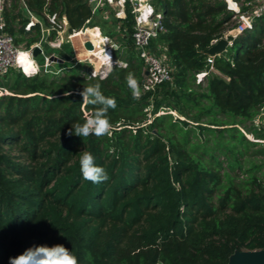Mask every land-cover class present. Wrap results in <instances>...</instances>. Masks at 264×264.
<instances>
[{"label": "trees", "instance_id": "trees-1", "mask_svg": "<svg viewBox=\"0 0 264 264\" xmlns=\"http://www.w3.org/2000/svg\"><path fill=\"white\" fill-rule=\"evenodd\" d=\"M152 4L165 12L167 28L152 45L163 40L173 69V80L154 91L142 92L144 62L130 9L127 37L114 51L127 66L115 65L105 79L85 78L83 64L58 76L12 69L0 77V264L34 245L62 244L80 264H229L236 251L264 249V144L248 137L264 141V123L255 124L264 121V16L210 70L205 50L234 25L226 3ZM9 5L7 31L26 48L43 34L40 23L26 29L25 14L45 27L49 16L65 17L70 34L95 16L86 0ZM56 36L52 31L50 39ZM130 72L138 99L126 82ZM96 83L117 103L108 113L112 134L68 136L84 112L100 107L83 105L78 94ZM84 151L107 181L83 179Z\"/></svg>", "mask_w": 264, "mask_h": 264}, {"label": "built area", "instance_id": "built-area-1", "mask_svg": "<svg viewBox=\"0 0 264 264\" xmlns=\"http://www.w3.org/2000/svg\"><path fill=\"white\" fill-rule=\"evenodd\" d=\"M9 1L10 0H0V77L7 75L12 69L20 70L28 77H33L41 73L58 76L66 69L72 68L77 64H83V74H86L88 78L99 77L105 79L115 65L122 67L127 66V63L114 58V51L120 48L119 44L113 41L110 36L103 34L99 28H85L65 38L63 33L66 29L67 19L65 17L59 18L57 14L49 16V27L43 26L38 18L30 14L31 20L26 26V29L30 30L34 24L40 23L43 34L42 39L27 49L19 46L15 41V37L7 31L5 10ZM86 1L92 7L94 15H97L106 6H109V8L113 10L116 18L125 17L128 6L131 7L134 15V46L139 57L144 62V71L146 70L148 72V74L145 75L142 92L154 91L162 84L173 80V70L171 66L162 58H159L152 48L153 40H156L160 35L167 32L165 12L163 10H156L152 4V0ZM223 1L226 3L227 9L233 15L232 22L234 25L224 36L231 46L233 44V39L243 36L247 32L255 29L257 20L264 16V0ZM52 31L57 32V36L54 39H50ZM95 31H99L103 35L102 42L97 47L95 46L93 37ZM84 35H88V38L83 41V47L86 50L85 56H79L77 60H74L72 63L70 61L71 64L54 68L53 65L55 61H52V58L58 56L54 53H47L45 49L46 46H50L52 49H60L65 41L73 37ZM88 41L93 45L92 50H88L85 47ZM215 43L216 42L213 44ZM113 45L117 46L116 49L112 48ZM35 48L41 49L40 55L44 57L45 61L43 66L37 62V57L33 55ZM25 53L28 54L27 59L26 61H22L20 56ZM107 54L110 55L112 59L111 62L105 58ZM214 58L215 57L210 56L208 58V62L211 65L210 70H214ZM33 61L35 63H33ZM207 75L208 71L198 74V83L202 82ZM163 113L164 112H161L160 114ZM173 114L175 113L173 112ZM262 123H264V121L261 119L255 121L258 128L261 127ZM248 137L253 141L264 143V141L255 140L253 135H248Z\"/></svg>", "mask_w": 264, "mask_h": 264}, {"label": "clouds", "instance_id": "clouds-1", "mask_svg": "<svg viewBox=\"0 0 264 264\" xmlns=\"http://www.w3.org/2000/svg\"><path fill=\"white\" fill-rule=\"evenodd\" d=\"M116 47V45L112 46L113 49H116ZM27 56L28 54L25 53L20 56V59L26 61ZM105 58L110 62L112 61L108 54ZM33 63L35 62L33 61ZM82 75H84L85 78L88 77L86 74L82 73ZM126 82L132 92L133 98L138 99L141 95V91L133 73H128ZM71 94L72 92L64 93L65 96ZM78 94L82 97L83 105H99L100 107H94V110L91 112H84V122L82 124L76 123L74 126H71L66 134L68 136L75 135L81 138H87L91 135L96 137L111 135L113 125L110 122L108 113L110 109L114 110L117 106L115 98L105 96L101 91V85L99 83L83 87V90L79 91ZM114 153L115 149H110L109 154L111 155ZM79 166L85 181L99 184L109 179L106 170L98 166L95 162V157L87 151H84L80 156ZM88 258H91L90 254ZM9 264H80V261L72 250H69L62 244H56L53 246L34 245L16 257H10Z\"/></svg>", "mask_w": 264, "mask_h": 264}, {"label": "crops", "instance_id": "crops-1", "mask_svg": "<svg viewBox=\"0 0 264 264\" xmlns=\"http://www.w3.org/2000/svg\"><path fill=\"white\" fill-rule=\"evenodd\" d=\"M8 6L10 7L9 3H8L7 7ZM128 9H130V11L132 13V9H131L130 6H128L127 11H128ZM110 11H112V9H110L109 6H106L103 10H101L97 15L94 16L92 22L89 21V23L87 24L86 28H94L95 27V28H99L100 31L102 32L103 31L102 30V25L100 24L101 21H102V24H103V21L106 22V23L107 22L111 23V24H112V21L113 22L115 21L113 23V24H115L114 27L118 28L116 32H114V29H113V30L110 31L109 35L105 34L103 32L102 33L105 34V35L110 36L113 41L118 43V40L120 38L126 39V37H127V30L125 28V19L127 18V13H126L125 17L118 18L117 21H116V19H113L112 15H110L111 14ZM25 15L29 17L30 14L28 13V14H25ZM36 18H38V17H36ZM111 19H113V20L111 21ZM90 24L93 27H90L91 26ZM69 27H70L69 26V22L67 20L66 29H65V31L63 33L65 38H68L70 36ZM97 32H99V31H97ZM78 37H79V40L76 39ZM78 37H73L72 39H70L68 41H65L60 49H52L50 46H48L51 50L54 51V52L52 51V53L56 54L58 57H60L59 58L60 60L64 61V62H55L54 63L55 66H58V68H59V67H62L64 65L71 64L74 60H77V58L79 57L78 55H80L81 57L85 56L86 50L83 47V41L84 40H83L82 36H78ZM78 48L81 49V52H79V53H78ZM49 53H51V52H49ZM70 61H71V63H70Z\"/></svg>", "mask_w": 264, "mask_h": 264}, {"label": "water", "instance_id": "water-1", "mask_svg": "<svg viewBox=\"0 0 264 264\" xmlns=\"http://www.w3.org/2000/svg\"><path fill=\"white\" fill-rule=\"evenodd\" d=\"M23 5L25 6V3H23ZM229 46V41L226 38H222L218 42L213 44L210 48L206 49L204 53L210 57H216L226 52ZM85 47L88 50L93 49V45L89 41L86 42ZM40 54L41 49L35 48L33 51V55L37 57ZM52 61L63 62V60H60L57 57H53ZM147 74L148 72L145 70L144 75ZM229 264H264V249L255 251H236L233 255H231Z\"/></svg>", "mask_w": 264, "mask_h": 264}, {"label": "rangeland", "instance_id": "rangeland-1", "mask_svg": "<svg viewBox=\"0 0 264 264\" xmlns=\"http://www.w3.org/2000/svg\"><path fill=\"white\" fill-rule=\"evenodd\" d=\"M110 15H112V17H113V19H116V21H117V19L118 18H116L115 16H114V12H113V10L112 11H110ZM113 19H111V21L113 20ZM115 22V21H114ZM113 21H112V24L111 23H106V22H104L103 21V24H102V21H101V25H102V32L103 33H105V34H107L108 32H110L111 30H113L114 29V32H116L117 31V29L118 28H115L114 27V25L115 24H113L114 23ZM90 26V25H89ZM90 27H93L92 25L90 26ZM117 27V26H116ZM82 38H83V40H85V39H87L88 38V35H84V36H82ZM77 40H79V37L78 38H76ZM76 40V41H77ZM79 42V41H78ZM21 46L22 47H24L25 49H27L26 47V45L25 44H21ZM81 47V46H80ZM152 48H153V51L156 53V55L157 56H159V58H162L164 61H166L167 62V64L169 65V59H168V56H167V48H166V45H165V43L163 42V40H159V41H157L154 45H152ZM46 49V51L49 53V52H51L52 53V51L53 50H51L48 46L45 48ZM54 52V51H53ZM79 52H81V49L80 48H78V53ZM78 56H80V55H78ZM36 60H37V62L41 65V66H43V64H44V57L42 56V55H39V56H37V58H36ZM54 66V68H58V66H55V64L53 65ZM2 92V91H1ZM1 95V94H0ZM175 113V115L178 117H181L178 113H176V112H174ZM182 119H183V117H181ZM262 145L264 144V143H261ZM264 162V161H263ZM263 173H264V169H263Z\"/></svg>", "mask_w": 264, "mask_h": 264}, {"label": "bare ground", "instance_id": "bare-ground-1", "mask_svg": "<svg viewBox=\"0 0 264 264\" xmlns=\"http://www.w3.org/2000/svg\"><path fill=\"white\" fill-rule=\"evenodd\" d=\"M93 35H94L93 36L94 37V43H95V46L97 47L102 42L103 35L97 31H95Z\"/></svg>", "mask_w": 264, "mask_h": 264}]
</instances>
